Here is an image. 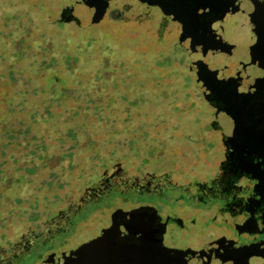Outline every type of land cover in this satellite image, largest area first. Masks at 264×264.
Here are the masks:
<instances>
[{
  "label": "rangeland",
  "instance_id": "374dc122",
  "mask_svg": "<svg viewBox=\"0 0 264 264\" xmlns=\"http://www.w3.org/2000/svg\"><path fill=\"white\" fill-rule=\"evenodd\" d=\"M66 1L0 0V264L75 251L117 210L148 207L170 218L164 244L174 249H198L228 231L231 215L217 209L229 198L211 194L222 146L180 61L179 26L132 0L113 1L129 23L55 25ZM106 56L114 63L103 85L95 74ZM159 59L169 66H155ZM51 87L65 91L54 97Z\"/></svg>",
  "mask_w": 264,
  "mask_h": 264
},
{
  "label": "flooded vegetation",
  "instance_id": "af4514ba",
  "mask_svg": "<svg viewBox=\"0 0 264 264\" xmlns=\"http://www.w3.org/2000/svg\"><path fill=\"white\" fill-rule=\"evenodd\" d=\"M113 1L68 0L54 17V24L73 25L80 31H87L108 21L129 23L123 20L122 11L115 8ZM132 1L159 9L156 5ZM244 2L237 0L234 7L238 9H230L221 16L192 0H161L191 28L193 39L188 36L180 43L182 24L160 11L180 28L177 38L180 61L187 65L201 102L208 108V127L220 139L223 151L219 166L221 183L218 191L211 194L229 198L217 209L230 213L229 230L222 231L198 249H190L196 252L205 250L193 258L195 261L199 257L208 264L225 261L229 262L226 264H264V47L260 51L253 49V36L248 32L247 24L243 26L246 17L241 15L236 19L234 15L245 11ZM84 5L91 7L92 16L83 12L81 7ZM191 11L195 15L193 26L187 16ZM235 21L240 24L235 26ZM107 27H101L99 37L107 35ZM93 34L96 35L91 33V37ZM137 209H140L138 212L146 211L147 215L155 212L148 207L133 210ZM133 210L112 218L104 229L111 228L113 223L118 225L121 221H128L129 216H135L131 214ZM217 218L218 214L214 220ZM144 221L147 222L148 218L145 217ZM169 221L170 218L166 220L156 212L147 236L160 247L174 249L164 244ZM114 231L119 244L140 243V238L126 234L116 226ZM193 258L183 257L181 260L193 261Z\"/></svg>",
  "mask_w": 264,
  "mask_h": 264
},
{
  "label": "water",
  "instance_id": "95a60500",
  "mask_svg": "<svg viewBox=\"0 0 264 264\" xmlns=\"http://www.w3.org/2000/svg\"><path fill=\"white\" fill-rule=\"evenodd\" d=\"M148 5H156L161 8L162 13L170 16L173 21H180L182 18L177 17L169 10L166 4L161 3V0H139ZM194 3L202 6L203 9H209L215 14L224 16L231 9L233 11L238 8L234 7L237 0H192ZM245 11L234 13L237 17L245 16L243 26L247 24L248 32L252 34V40H258L256 47L260 51L264 47V0H244ZM186 16V15H185ZM188 16V15H187ZM191 16V15H190ZM193 17V16H192ZM189 18V17H188ZM243 20V19H242ZM239 21H235V26L239 25ZM189 28V27H187ZM240 30V28L238 29ZM188 30L183 27V33L180 37V43L184 40V33ZM140 209L133 210L128 221H121L118 225H114L109 229L101 231L100 235L92 241H89L75 251L69 253L58 254L49 257L42 264H203V259H196L194 256L202 255L205 250L196 252L190 249L174 250L165 249L152 242L147 233L152 228L153 221L156 217V211L147 215L146 211ZM137 212V213H135ZM121 213L117 210L112 218L118 217ZM146 215V216H145ZM148 218V221L144 219ZM118 227L126 234L140 238L139 244H119V238L113 235L114 229ZM153 245H151V243ZM183 257L193 258L182 259ZM205 264H208L206 261Z\"/></svg>",
  "mask_w": 264,
  "mask_h": 264
},
{
  "label": "trees",
  "instance_id": "16d2710c",
  "mask_svg": "<svg viewBox=\"0 0 264 264\" xmlns=\"http://www.w3.org/2000/svg\"><path fill=\"white\" fill-rule=\"evenodd\" d=\"M87 43H89V41L87 42ZM90 44V43H89ZM89 44L87 45V46H89ZM109 49H111V47L109 46V45H107V44H105L104 46H103V48H102V52L103 53H106L107 51H109ZM106 55H108V54H106ZM107 58H106V60H108V65L107 66H104L103 65V67H101V69H99V71H97V73L95 74V76H97V75H101L102 76V81H103V85L105 84H108L107 82H110L108 79V74H107V70H109V67H110V65H111V63H114L113 61H112V59L111 58H109L108 59V56H106ZM111 57V56H110ZM62 58V61L64 60V58H63V56L61 57ZM114 58V57H113ZM68 59V58H67ZM140 61L141 60H136V63H140ZM166 59H159L158 61H155L154 62V64H155V66H157L158 68H166L167 66H169V64H166ZM153 62V61H152ZM152 62H149V63H147V64H143V66L144 65H146V66H144L145 68H148V66H150V65H152ZM67 67V66H66ZM107 69V70H106ZM65 70L67 71V68H65ZM102 70H105L104 72L102 71ZM68 73L66 74V75H71V70L70 71H67ZM151 72H155V71H152L151 70ZM112 78H110V80H111ZM90 80V79H89ZM92 81V80H91ZM90 81V82H91ZM101 81V80H100ZM114 82H118V79L117 80H115V79H112V84H113V86H114V88L115 89H118L119 87L116 85V83H114ZM111 83V82H110ZM54 86V85H53ZM135 86V83H133L132 85H131V87H134ZM42 91L43 92H45L46 91V88H44V89H42ZM64 91H65V89H63V87H61V88H52L51 87V94L55 97V96H59V97H61V95L64 93ZM26 129L27 128H25V130H21V129H19V130H17L15 133H13V137L14 136H22V135H25V134H27V133H24V131H26ZM71 135H74L73 133H70ZM12 133L11 134H9V136L11 137V138H13L12 136ZM0 154H1V156H3L4 157V155H5V153H4V149L3 148H1L0 149ZM1 157H0V167H1V164H3V161H1ZM25 174H28V173H26L25 172ZM24 179V178H23ZM18 180H20V179H15V181H17L18 182ZM9 183H11V182H9ZM97 214H99L98 212L96 213V212H91L90 213V215L91 216H94V215H97ZM91 218V217H90Z\"/></svg>",
  "mask_w": 264,
  "mask_h": 264
},
{
  "label": "bare ground",
  "instance_id": "6f19581e",
  "mask_svg": "<svg viewBox=\"0 0 264 264\" xmlns=\"http://www.w3.org/2000/svg\"><path fill=\"white\" fill-rule=\"evenodd\" d=\"M160 9V11L162 12V10H161V8H159ZM193 10V9H192ZM187 14V13H186ZM188 17H189V24H191V26H193V24H194V12L193 11H191V13L189 12L188 14ZM191 15V16H190ZM193 16V17H192ZM181 24H182V26L183 27H185L188 31L186 32L185 31V33H184V39H186V38H188V36L189 37H191L192 39H193V37L192 36H190V34L192 33V31H191V28H190V26L189 25H187V22L185 21V20H183V19H181L180 21H179ZM187 27H189V28H187ZM180 40V39H179ZM180 42V41H179ZM252 43H253V49H256V47H257V45H258V43H259V41L258 40H252L251 41ZM212 51H214V49H212ZM226 263H229L228 261H225V262H222V264H226ZM203 264H205L204 262H203Z\"/></svg>",
  "mask_w": 264,
  "mask_h": 264
}]
</instances>
